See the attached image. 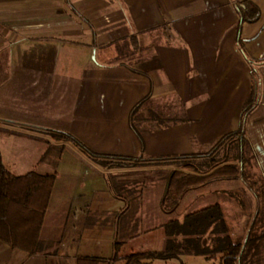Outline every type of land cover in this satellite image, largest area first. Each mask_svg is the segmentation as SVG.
<instances>
[{"label":"crops","instance_id":"1","mask_svg":"<svg viewBox=\"0 0 264 264\" xmlns=\"http://www.w3.org/2000/svg\"><path fill=\"white\" fill-rule=\"evenodd\" d=\"M246 56L264 60V0H0V153L15 176L56 175L41 251L0 242V264H116L115 243L119 258L156 234L165 249L166 224L214 205L233 241L246 240L251 218L263 228L264 65ZM257 93L246 122L245 176L254 185L245 176L212 181L185 193L175 209L182 217L149 225L167 213L171 173H192L184 165L195 159L183 157L216 159L215 145L238 130ZM239 193L251 202L248 215ZM127 206L138 213L121 223ZM147 252L162 251L136 253ZM183 259L213 262L184 254L145 264Z\"/></svg>","mask_w":264,"mask_h":264},{"label":"trees","instance_id":"2","mask_svg":"<svg viewBox=\"0 0 264 264\" xmlns=\"http://www.w3.org/2000/svg\"><path fill=\"white\" fill-rule=\"evenodd\" d=\"M258 10L247 11L250 18L247 20L246 11L241 9L239 30L242 24L253 21L258 17ZM239 41L241 42L240 38ZM242 47V46H241ZM242 49V48H241ZM243 50V49H242ZM244 51V50H243ZM246 55V54H245ZM251 66H263V61H254L246 56ZM256 75V70L253 69ZM259 101L257 93L255 99L242 112L239 128L237 131L224 136L215 145L218 149L227 140L236 138L231 152L232 157H226L228 163L219 167L206 176H197L199 167L194 164H185L184 168L192 173L174 171L171 173L162 208L167 213H172L178 206L181 198L192 189L199 188L215 180L244 178L250 159L247 157L248 141L246 139V122L248 116L254 110ZM138 108L135 107L133 113ZM68 140L78 146L83 145L69 134H62ZM85 149V148H84ZM204 156L192 154L185 159H197ZM219 161V160H218ZM217 160H211L210 166H218ZM233 162V163H232ZM226 163V162H225ZM56 175H41L31 172L24 176H15L4 163L0 153V242L12 249H19L33 256L41 251L40 235L44 225L45 216L51 198L53 184ZM264 208L259 207V213ZM253 222L249 235L244 242L233 241L229 235V229L225 222L222 209L219 205L207 207L203 210L187 214L182 220L170 221L165 225L167 241L162 252L134 253L125 258L124 264H145L146 261H168L178 259L179 255H196L205 257L207 261H215L221 254L219 264H256L257 250L260 249V241L264 236L252 237L251 232L257 226ZM210 237L205 239L207 235ZM121 243H115V255L110 263L119 260ZM79 262L101 263L107 262L101 259L85 258Z\"/></svg>","mask_w":264,"mask_h":264},{"label":"rangeland","instance_id":"3","mask_svg":"<svg viewBox=\"0 0 264 264\" xmlns=\"http://www.w3.org/2000/svg\"><path fill=\"white\" fill-rule=\"evenodd\" d=\"M1 140V138H0ZM229 141V142H227ZM220 148L217 149L218 151V154L215 156V160H219V161H223L224 162V156L225 154L229 153L232 148L235 146L234 142L231 143L230 140H227ZM231 153V152H230ZM199 155V154H198ZM202 158V157H201ZM184 160H186L185 158H183ZM198 159V160H197ZM195 159V162H192V164L194 163L195 166H198L199 168H204L205 167V164H211V160L208 159V160H202V159H199L197 158ZM182 160V161H184ZM221 162V163H223ZM185 163V162H183ZM182 166V165H180ZM180 170H183V168H181ZM246 173V172H245ZM246 174H244L245 176ZM248 176H245V179H247ZM161 179H162V175H161ZM160 179V180H161ZM165 179V177H164ZM248 182L250 183V185H254L252 184L251 180L250 179H247ZM164 183H165V180L158 185V188L156 189V191H158L159 187H160V191H161V186H164ZM162 192V191H161ZM244 195H242L241 193L237 194V198L238 200L241 201V208L243 209V212L245 213L247 211V215L249 214V209H250V206H251V202L250 201H247L246 199H244L243 197ZM243 198V200H242ZM215 201H218L219 199H217L216 197L214 198ZM211 203V201H210ZM246 209V210H245ZM138 210L139 208L138 207H130V206H127V208L125 209V213L123 214V216L121 217L120 219V222H124L125 220H129L131 218H134L136 217L137 213H138ZM183 211V208L179 207L174 213H171V214H167V213H162L161 212V216L159 218V220H155V221H152L150 222L149 225H155V224H158L159 222L161 221H164V222H168L169 220L171 219H175V217H182L183 214H181ZM53 213V208L49 211V214L47 215V218L48 220L52 219V214ZM252 218L250 219V223H249V227H251L252 225V222H251ZM231 223H234L232 220H231ZM261 223H259L251 232V235L252 237H256V235H262L264 234V227L260 229L259 225ZM264 226V225H263ZM259 227V228H258ZM250 229V228H249ZM159 235L156 234L155 236L153 237H150V238H143V239H140V240H136L134 241L135 243H132L131 246L127 247V248H124V250L122 251L121 255H120V258L118 260V262L116 264H124L125 263V257L128 256V255H131L132 253H136V252H139V251H149V250H159V251H163L164 249V244L162 243V245H160V238L158 237ZM235 242L236 241H242V239L240 238H237L235 236L234 238ZM257 251V258H258V261L256 264H264V239L261 240L260 242V249H256ZM220 257H221V254L217 255V259L215 261L212 262V264L216 263L218 264L219 263V260H220ZM183 262H186V264H198L196 261H190L189 263L187 261H185V259H183ZM168 264H180V261H172Z\"/></svg>","mask_w":264,"mask_h":264}]
</instances>
